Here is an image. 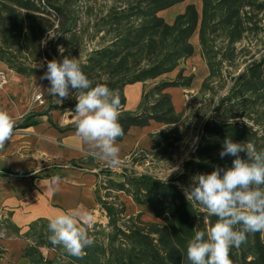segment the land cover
Instances as JSON below:
<instances>
[{
	"label": "trees",
	"instance_id": "obj_1",
	"mask_svg": "<svg viewBox=\"0 0 264 264\" xmlns=\"http://www.w3.org/2000/svg\"><path fill=\"white\" fill-rule=\"evenodd\" d=\"M77 1L91 0H0V61L22 75H43L30 63L46 56L45 38L51 32L63 35L66 47L71 44L81 12L75 7ZM120 1L102 17L105 32L113 35L110 44L94 49L81 62L82 70L93 86L106 84L119 95V122L124 135L117 141H122L134 126L146 127L152 121L166 126L150 134L153 155L159 157L173 147L169 129L184 117L176 111L166 89L190 87L193 75L185 76L180 70L175 79L160 81L144 90L135 111L125 110V86L145 84L174 71L181 61L194 54L191 39L198 33L201 55L209 70L201 90L209 88V82L221 75L216 63L233 57L236 44L257 28L254 15L264 10V0H201V11L189 3L172 22L160 12L185 0ZM218 38L224 44L220 49L216 45ZM221 48H225L226 55L219 58ZM226 138L252 144L257 151L264 150V57L248 63L233 78L228 93L219 98L212 114L203 122L195 146L171 180L164 183L140 175L100 183L105 192L100 195V185L97 186V201L108 217L109 231L101 237L87 226L95 242L82 257L51 244L49 220L34 221L24 233L28 242L22 255L28 259L27 264H188V241L196 231H206L214 225L217 218L202 211L196 201H188L184 189L192 185L198 174L210 173L216 167H232L235 157H220ZM240 156L247 158L243 152ZM112 189L147 207L154 220H142L141 213L125 214L123 203L117 206L108 200ZM7 225L20 233L12 222ZM96 227L99 224L94 223ZM44 246L54 248L56 256L44 254ZM230 258L233 264H264V233H249L244 243L230 250Z\"/></svg>",
	"mask_w": 264,
	"mask_h": 264
},
{
	"label": "clouds",
	"instance_id": "obj_2",
	"mask_svg": "<svg viewBox=\"0 0 264 264\" xmlns=\"http://www.w3.org/2000/svg\"><path fill=\"white\" fill-rule=\"evenodd\" d=\"M58 51L63 54L65 49L60 46ZM46 63L47 70L41 79L48 80L50 86L44 90L61 103L69 98L70 87L79 91L75 106L77 135L95 157L109 167H118L121 159L117 139L124 135L119 122V95L106 84L93 86L77 57L64 56L62 61L53 58ZM19 119L6 108H0V149L12 138ZM242 152L246 153V159L241 158ZM225 156L235 157L232 167H216L210 173L198 174L192 185L184 189L188 201H196L202 211L217 218L214 225L206 231H196L188 241V264H233L230 250L244 243L249 233H264V150L257 151L252 144L226 138L220 151V157ZM179 171L175 166L164 183L173 172ZM59 181V177L52 181L57 189ZM93 223L87 212L57 213L49 219V240L68 254L82 257L85 249L95 242L87 230Z\"/></svg>",
	"mask_w": 264,
	"mask_h": 264
},
{
	"label": "rangeland",
	"instance_id": "obj_3",
	"mask_svg": "<svg viewBox=\"0 0 264 264\" xmlns=\"http://www.w3.org/2000/svg\"><path fill=\"white\" fill-rule=\"evenodd\" d=\"M187 2L196 3L198 10L201 11V0H186L185 2L178 3L166 10H163L160 15L167 21L171 20L174 14L177 15L182 12L181 10ZM120 3V0L77 1L75 3V7H77V9L81 12H79V17L76 21L74 29L76 30V33L74 40L66 47L64 45V36L59 35L58 32L55 31L51 32L45 38L44 49L46 56L40 58L34 63H30L31 66L34 65L45 72L47 70L46 62L48 60L55 58L62 61L64 56L77 57L81 62H83L94 49L102 48L110 44V40L113 35L105 32L102 17L106 14V11L110 6L119 5ZM254 16L257 28L255 31L247 32L245 35L246 37L236 44L235 55L233 57L229 59L224 58L221 64L216 63V67L221 69V75H217L209 82V88H206L204 91L201 90L202 83L208 76L209 70L201 55L199 39L197 36L198 33H195L191 39L195 46V52L191 57L181 61L180 65L174 71L164 74L155 80L146 82L144 90H148L160 81L175 79L180 70H183V74L185 76L193 75V81L190 87H170L166 89V91L171 95L176 111L184 114L183 121L177 126L169 129L174 145L169 148L166 153L163 152L162 156L159 157L153 155L154 150H152L151 147L152 138L150 136L151 133L159 132L166 126H160L158 127L159 129H157L156 126L151 125L147 129L140 130L138 133H131V136L127 138V140L131 143L130 149L126 151L125 156L120 158L121 164L116 168L109 167L105 161L99 158H92L94 162H90L92 164H89V160H92L91 155H85V159L79 158L68 161L66 160V167L68 164L69 167L75 168H85L88 165L93 166L94 169H96L95 175L97 177V186L100 185V183H107L108 179L121 181L128 176L148 175L158 180H165L167 173L175 166L180 169L183 160L189 155L196 144V139L203 122L212 114L213 108L217 105L219 98L228 93V89L232 85L233 78L237 76L248 63L255 59L264 57V10L257 12ZM216 45L218 48L220 46H224L221 38L217 39ZM60 46L65 49L63 54L58 51ZM221 49V55L219 58H221L222 55V57L226 55L225 48ZM41 65L43 66L41 67ZM7 68L8 67H3L0 69L8 71L9 68ZM37 75L40 76V78L42 77V74H35V78ZM41 81V91L38 89L36 91V86L40 83V79H38V81L36 79L34 80V92H36L33 96V104H38L34 98L36 93L41 92L45 99L46 106L54 103L55 105L53 104L51 106L54 107L57 105L61 106V108H67L73 111L75 110V106L78 102L76 96H79V91L75 92L76 90L71 89L70 87L69 98L64 99L61 103L58 99L48 95L44 90L50 86V82L48 81V83H45L44 79H41ZM132 102L133 99L130 98L129 107L133 106ZM136 109L137 108L130 111H135ZM138 138L140 139L138 140ZM176 173L177 172H173L168 177V180H171ZM104 192L105 191L100 185V193L104 194ZM109 193L110 197L108 200L115 202L117 206H120L122 203L124 204L125 214L135 216L138 213H141L142 220H154V217L147 207L137 205L131 197L125 193L116 189L110 190ZM86 212L92 215L94 223L99 224V227L96 228H94V223L89 226L92 233L96 232L101 237L106 235L109 231L107 226L108 217L101 206L98 205L88 208ZM0 233L5 235L2 236L0 240L7 236L14 237L18 235L14 229L7 225L5 220L0 221ZM22 238L26 243L28 242L23 235ZM0 247L5 249L3 244L2 246L0 245ZM42 250L44 251V254L50 256L51 258L56 256V250L54 248L44 246L42 247Z\"/></svg>",
	"mask_w": 264,
	"mask_h": 264
},
{
	"label": "crops",
	"instance_id": "obj_4",
	"mask_svg": "<svg viewBox=\"0 0 264 264\" xmlns=\"http://www.w3.org/2000/svg\"><path fill=\"white\" fill-rule=\"evenodd\" d=\"M189 3L193 2L185 3L182 12ZM175 16L168 22H172ZM3 67L7 66L0 61V68ZM6 72L8 83L0 87V108H6L20 119L12 138L0 149V221L12 222L20 233L0 240V245L5 247H0V264H27L28 259L22 255L27 243L22 235L31 223L39 219L49 220L60 212H86L99 205L96 169L91 165L75 168L65 164L68 160L85 159V155H91V159L97 157L77 135L75 110L51 106L54 103L49 106L46 102L33 104L34 93L37 89L41 91L40 76L22 75L10 68ZM35 79H40V83L34 92ZM145 84L138 82L125 86V110L138 107ZM130 98L133 99L132 107H129ZM151 125L157 129L165 127L155 121L146 127H131L124 139L117 141L120 158L130 149L127 138L131 133H138ZM90 162L94 160H89L92 164ZM54 177L60 178L58 189L53 186ZM2 236L5 235L0 233V238Z\"/></svg>",
	"mask_w": 264,
	"mask_h": 264
},
{
	"label": "built area",
	"instance_id": "obj_5",
	"mask_svg": "<svg viewBox=\"0 0 264 264\" xmlns=\"http://www.w3.org/2000/svg\"><path fill=\"white\" fill-rule=\"evenodd\" d=\"M7 83H8L7 72L5 70L0 69V87L5 86ZM34 100L38 104H41V105L45 104V99H44L43 94L41 92H38L35 94Z\"/></svg>",
	"mask_w": 264,
	"mask_h": 264
}]
</instances>
